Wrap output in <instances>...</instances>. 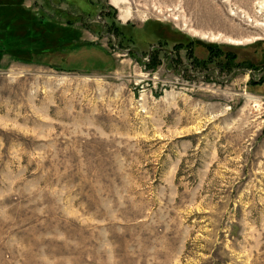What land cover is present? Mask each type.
I'll list each match as a JSON object with an SVG mask.
<instances>
[{
	"label": "rangeland",
	"instance_id": "obj_1",
	"mask_svg": "<svg viewBox=\"0 0 264 264\" xmlns=\"http://www.w3.org/2000/svg\"><path fill=\"white\" fill-rule=\"evenodd\" d=\"M0 264H264V0H0Z\"/></svg>",
	"mask_w": 264,
	"mask_h": 264
},
{
	"label": "flooded vegetation",
	"instance_id": "obj_2",
	"mask_svg": "<svg viewBox=\"0 0 264 264\" xmlns=\"http://www.w3.org/2000/svg\"><path fill=\"white\" fill-rule=\"evenodd\" d=\"M101 14H103V15L110 14V11L108 9H106V10L102 9L101 10ZM114 38H115V41H116L117 38L115 36H114ZM155 49L159 50V51H162V52H165V53H167V54H169L171 56V59L173 58V53H172V52H174L173 49H172V51L171 50H165V48H163L162 46H155ZM129 51L131 52L132 50L129 49ZM132 53L135 54L134 51ZM151 54L152 53L149 51V55H151Z\"/></svg>",
	"mask_w": 264,
	"mask_h": 264
}]
</instances>
